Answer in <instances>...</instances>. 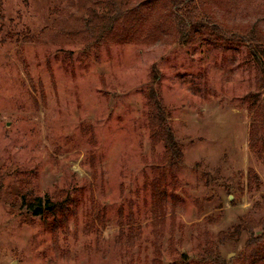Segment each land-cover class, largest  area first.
Listing matches in <instances>:
<instances>
[{"label":"rangeland","instance_id":"rangeland-1","mask_svg":"<svg viewBox=\"0 0 264 264\" xmlns=\"http://www.w3.org/2000/svg\"><path fill=\"white\" fill-rule=\"evenodd\" d=\"M196 1L207 21L193 37L152 0L135 42L84 47L51 36L65 1L0 0V264H247L246 230L216 245L264 216V163L250 148L259 74L239 38L264 33V0ZM153 76L182 149L173 176L148 128ZM154 189L165 192L155 215ZM45 194L80 202L67 240L22 203Z\"/></svg>","mask_w":264,"mask_h":264},{"label":"trees","instance_id":"trees-1","mask_svg":"<svg viewBox=\"0 0 264 264\" xmlns=\"http://www.w3.org/2000/svg\"><path fill=\"white\" fill-rule=\"evenodd\" d=\"M64 1L68 4L67 13H65L67 17L63 15V18L55 23L58 32L51 36L61 43H78L84 47L102 42L120 44L125 41L135 42L142 32V18L138 15L142 11L139 13L138 9L149 6L152 2V0L147 2L143 0L142 4L130 7L129 0H58L59 3ZM250 1L252 0H248V2ZM162 4L166 12L176 19L180 31L179 38L193 37L200 30L199 28H205L207 20L202 14L207 11L204 8L198 9L196 0H162ZM211 27L213 30H219L215 25H211ZM47 32H50L49 29L44 28L36 37H44ZM244 33L238 37L241 41L247 42L246 45L255 60L259 74L258 93H256L252 104L254 113L250 148L264 163V33L256 25L245 30ZM149 35L148 33L147 37ZM203 39L206 40L205 37ZM29 40L37 42V39L30 38ZM215 40L216 38H214ZM27 78L31 86L35 88L33 80L28 75ZM155 80L156 76H153L146 94L148 128L153 144H159L164 149L161 161L163 170L173 176L182 163V149L171 131L167 109L154 88ZM39 88L41 90V86ZM162 177L164 180V176ZM161 181L159 180L158 184ZM257 181L256 174H249V187L257 184ZM155 188L158 187L155 186ZM154 190L156 192L155 201L158 204V207L153 211L155 215L156 210L160 209V197L165 192ZM22 203H26L28 209L33 211V217L39 218L43 230L54 236L55 239L67 240L73 232L74 235L76 234L79 227V200L69 197L64 200H56V198L45 194L43 197H29L27 202L23 198ZM262 208H264V197L259 204V209ZM91 215L92 212H89L84 216V231L88 232L93 227ZM119 218L121 217L119 216ZM97 219H100L99 215H97ZM245 224V228L235 226L231 231L219 233L216 247L219 248L218 245L223 246L227 241L238 239L242 231L246 230L249 237L245 242L240 260L247 264H264V216L257 222L250 217ZM153 264H157V262Z\"/></svg>","mask_w":264,"mask_h":264}]
</instances>
